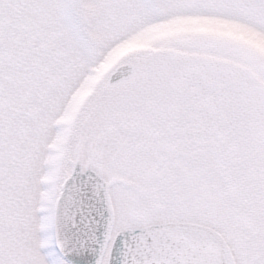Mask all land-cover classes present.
Segmentation results:
<instances>
[{
    "label": "snow or ice",
    "instance_id": "snow-or-ice-1",
    "mask_svg": "<svg viewBox=\"0 0 264 264\" xmlns=\"http://www.w3.org/2000/svg\"><path fill=\"white\" fill-rule=\"evenodd\" d=\"M0 264H264V0H0Z\"/></svg>",
    "mask_w": 264,
    "mask_h": 264
}]
</instances>
